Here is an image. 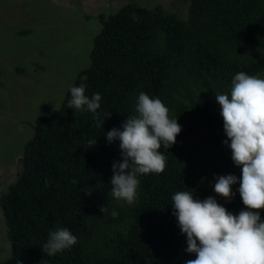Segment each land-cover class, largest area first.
<instances>
[{
	"label": "trees",
	"instance_id": "1",
	"mask_svg": "<svg viewBox=\"0 0 264 264\" xmlns=\"http://www.w3.org/2000/svg\"><path fill=\"white\" fill-rule=\"evenodd\" d=\"M184 1V16L136 0L100 16L89 63L60 106L37 117L0 195L9 244L0 264H182L195 256L185 251L172 196L193 191L202 201L213 179L240 178L216 95L230 94L239 72L264 78V0ZM81 84L89 98L100 94L96 113L67 107L71 87ZM141 92L159 98L181 131L174 145L159 149L164 171L138 174L136 199L128 204L111 194L122 152L106 134L137 115ZM232 191L224 207L238 214L246 209ZM62 228L77 243L47 255L42 246Z\"/></svg>",
	"mask_w": 264,
	"mask_h": 264
},
{
	"label": "clouds",
	"instance_id": "2",
	"mask_svg": "<svg viewBox=\"0 0 264 264\" xmlns=\"http://www.w3.org/2000/svg\"><path fill=\"white\" fill-rule=\"evenodd\" d=\"M70 94L67 107L71 109L86 108L96 113L100 108V94L89 98L83 84L71 87ZM216 101L227 137L224 143L241 169L238 192L246 210L234 215L213 197L201 201L194 198L193 191L176 192L171 204L187 237L185 251L195 254L186 264H264V221L259 215L264 210V78L239 72L232 79L230 94H218ZM136 113L126 119L123 130L113 128L106 134L109 142L119 140L122 152V162L113 164L111 194L128 204L136 199L138 174L164 171L166 157L159 149L162 144L166 149L174 145L181 131L177 119L169 118V109L159 98L141 92ZM236 183L235 175L220 176L214 192L231 200ZM111 215L118 214L113 211ZM76 243V236L62 228L50 232L42 248L53 256Z\"/></svg>",
	"mask_w": 264,
	"mask_h": 264
},
{
	"label": "rangeland",
	"instance_id": "3",
	"mask_svg": "<svg viewBox=\"0 0 264 264\" xmlns=\"http://www.w3.org/2000/svg\"><path fill=\"white\" fill-rule=\"evenodd\" d=\"M126 1L0 0V195L16 175L22 145L31 137L37 117L60 106L76 73L89 63L92 37L102 25L100 16ZM136 1L186 14L184 0ZM218 178L212 180L209 197L224 207L228 200L214 192ZM238 188L237 178L232 189ZM259 215L264 221V210ZM5 234L0 208V259L9 252Z\"/></svg>",
	"mask_w": 264,
	"mask_h": 264
}]
</instances>
